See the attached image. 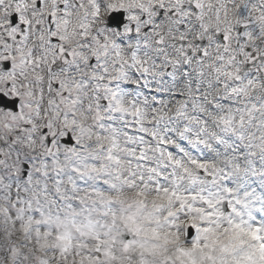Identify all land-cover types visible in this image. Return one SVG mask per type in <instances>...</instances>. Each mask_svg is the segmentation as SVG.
Here are the masks:
<instances>
[{"label":"snow or ice","instance_id":"6c2138e0","mask_svg":"<svg viewBox=\"0 0 264 264\" xmlns=\"http://www.w3.org/2000/svg\"><path fill=\"white\" fill-rule=\"evenodd\" d=\"M0 264H264V0H0Z\"/></svg>","mask_w":264,"mask_h":264}]
</instances>
